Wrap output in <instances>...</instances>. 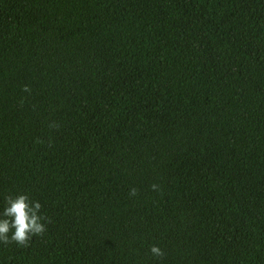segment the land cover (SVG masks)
Segmentation results:
<instances>
[{
	"label": "trees",
	"instance_id": "obj_1",
	"mask_svg": "<svg viewBox=\"0 0 264 264\" xmlns=\"http://www.w3.org/2000/svg\"><path fill=\"white\" fill-rule=\"evenodd\" d=\"M21 194L50 222L0 264H264V0H0Z\"/></svg>",
	"mask_w": 264,
	"mask_h": 264
},
{
	"label": "clouds",
	"instance_id": "obj_2",
	"mask_svg": "<svg viewBox=\"0 0 264 264\" xmlns=\"http://www.w3.org/2000/svg\"><path fill=\"white\" fill-rule=\"evenodd\" d=\"M23 91L30 92L28 86ZM50 127H58L54 122ZM153 191H159L160 186L153 184ZM130 196L138 195V189H130ZM6 207L3 211V218H0V243L5 246L16 243L18 246L28 247L34 236H42L46 232V223L50 222L47 217L41 215L42 205L39 201L33 202L26 194L16 197L8 195L5 197ZM153 256L164 258L165 252L157 245L150 248Z\"/></svg>",
	"mask_w": 264,
	"mask_h": 264
}]
</instances>
